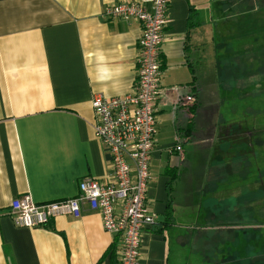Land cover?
I'll return each mask as SVG.
<instances>
[{
    "label": "crops",
    "instance_id": "0c3cea01",
    "mask_svg": "<svg viewBox=\"0 0 264 264\" xmlns=\"http://www.w3.org/2000/svg\"><path fill=\"white\" fill-rule=\"evenodd\" d=\"M117 1L0 0V264L119 262V237L86 207L31 229L8 215L14 198L68 199L84 177L107 179L91 101L131 91L141 34L139 23L103 15ZM167 17L147 194L163 218L142 232L139 264H194L195 243L211 230L238 250L218 264H243L242 243L264 230V127L254 102L264 87V0H169ZM237 108L245 115L227 116Z\"/></svg>",
    "mask_w": 264,
    "mask_h": 264
},
{
    "label": "built area",
    "instance_id": "2783aa9c",
    "mask_svg": "<svg viewBox=\"0 0 264 264\" xmlns=\"http://www.w3.org/2000/svg\"><path fill=\"white\" fill-rule=\"evenodd\" d=\"M168 10L169 0H120L106 6L107 19L141 25L131 91L122 97L98 95L91 101L94 134L109 156L108 177L105 181L84 177L77 195L68 199L39 204L29 194L14 198L8 215L16 227H45L59 217L77 219L86 207L99 215L104 232L119 237L118 264H139L142 232L157 221L147 194L158 102L165 91L161 45ZM184 99L193 102L192 96ZM175 140L173 149L179 152L180 140L177 136Z\"/></svg>",
    "mask_w": 264,
    "mask_h": 264
},
{
    "label": "rangeland",
    "instance_id": "374dc122",
    "mask_svg": "<svg viewBox=\"0 0 264 264\" xmlns=\"http://www.w3.org/2000/svg\"><path fill=\"white\" fill-rule=\"evenodd\" d=\"M257 96L258 97L254 99V102H256V109L257 111H259V126L264 127V87L259 90ZM184 103L187 104L188 107L192 104L191 101H187L185 99ZM226 105L229 106V104H224L223 106ZM237 110L239 111V113L238 111H236L235 114L229 112L227 116L232 117V115H245L242 109L237 108ZM251 233H253V241H244L239 248L241 256L243 257V264H259V262L260 264H262L264 262V230L258 228L251 231ZM208 235L209 237L207 239L205 238L195 243V253L192 252L196 256L194 264H218L219 259L224 258L226 255H229V253L238 251L237 249H235L236 247L231 246L227 242L224 243L222 242L223 240L218 241V230L210 231ZM239 239L240 241H243L242 236H240ZM250 252L256 253L255 255H257V259L249 257V255L247 254H249ZM225 263H228V261H226Z\"/></svg>",
    "mask_w": 264,
    "mask_h": 264
},
{
    "label": "trees",
    "instance_id": "16d2710c",
    "mask_svg": "<svg viewBox=\"0 0 264 264\" xmlns=\"http://www.w3.org/2000/svg\"><path fill=\"white\" fill-rule=\"evenodd\" d=\"M190 11H192V10L190 9ZM197 106H198V103H197L196 100H194L192 105L190 106V109H189L191 111V113H193L195 111ZM193 129H194V123H193L192 120H190L188 125L184 129L183 135L185 136L186 134H191ZM178 138H179V140L181 139L180 137H178ZM170 185H171V181L168 183V188H169ZM170 203L171 202L168 203L167 209H166V212H165V215H166V219H165V223H164L165 226L170 225L171 224V220H172V208H171V204ZM213 228L214 227H211V229H213ZM224 238H226V237L222 236V235H220V233H218V241L224 240ZM227 238H229V235L227 236ZM259 264H260V262H259ZM262 264H264V262Z\"/></svg>",
    "mask_w": 264,
    "mask_h": 264
},
{
    "label": "water",
    "instance_id": "95a60500",
    "mask_svg": "<svg viewBox=\"0 0 264 264\" xmlns=\"http://www.w3.org/2000/svg\"><path fill=\"white\" fill-rule=\"evenodd\" d=\"M163 217H158L157 222H161Z\"/></svg>",
    "mask_w": 264,
    "mask_h": 264
}]
</instances>
